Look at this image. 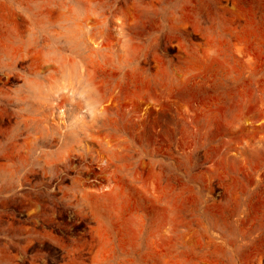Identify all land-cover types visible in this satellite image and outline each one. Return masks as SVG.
Returning <instances> with one entry per match:
<instances>
[{
	"label": "rangeland",
	"instance_id": "obj_1",
	"mask_svg": "<svg viewBox=\"0 0 264 264\" xmlns=\"http://www.w3.org/2000/svg\"><path fill=\"white\" fill-rule=\"evenodd\" d=\"M0 264H264V0H0Z\"/></svg>",
	"mask_w": 264,
	"mask_h": 264
},
{
	"label": "bare ground",
	"instance_id": "obj_2",
	"mask_svg": "<svg viewBox=\"0 0 264 264\" xmlns=\"http://www.w3.org/2000/svg\"><path fill=\"white\" fill-rule=\"evenodd\" d=\"M30 83H31V81H30Z\"/></svg>",
	"mask_w": 264,
	"mask_h": 264
}]
</instances>
